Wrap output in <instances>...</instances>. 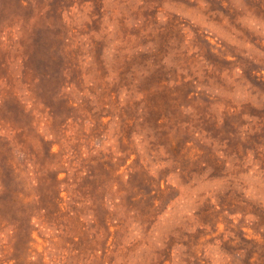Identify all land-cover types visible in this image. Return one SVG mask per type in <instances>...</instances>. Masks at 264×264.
Segmentation results:
<instances>
[{
    "label": "rangeland",
    "instance_id": "1",
    "mask_svg": "<svg viewBox=\"0 0 264 264\" xmlns=\"http://www.w3.org/2000/svg\"><path fill=\"white\" fill-rule=\"evenodd\" d=\"M0 264H264V0H0Z\"/></svg>",
    "mask_w": 264,
    "mask_h": 264
}]
</instances>
